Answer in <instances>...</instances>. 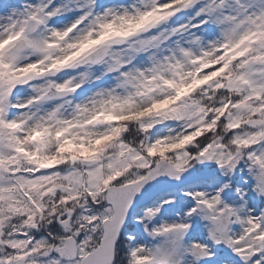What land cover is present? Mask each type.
Returning a JSON list of instances; mask_svg holds the SVG:
<instances>
[{
	"label": "snow or ice",
	"instance_id": "snow-or-ice-1",
	"mask_svg": "<svg viewBox=\"0 0 264 264\" xmlns=\"http://www.w3.org/2000/svg\"><path fill=\"white\" fill-rule=\"evenodd\" d=\"M0 264H264V0H0Z\"/></svg>",
	"mask_w": 264,
	"mask_h": 264
}]
</instances>
